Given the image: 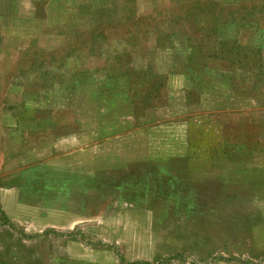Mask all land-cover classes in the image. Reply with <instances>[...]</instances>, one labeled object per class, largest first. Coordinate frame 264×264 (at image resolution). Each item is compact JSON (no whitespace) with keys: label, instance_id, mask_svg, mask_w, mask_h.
Returning a JSON list of instances; mask_svg holds the SVG:
<instances>
[{"label":"rangeland","instance_id":"374dc122","mask_svg":"<svg viewBox=\"0 0 264 264\" xmlns=\"http://www.w3.org/2000/svg\"><path fill=\"white\" fill-rule=\"evenodd\" d=\"M0 264H264V0H0Z\"/></svg>","mask_w":264,"mask_h":264},{"label":"trees","instance_id":"16d2710c","mask_svg":"<svg viewBox=\"0 0 264 264\" xmlns=\"http://www.w3.org/2000/svg\"><path fill=\"white\" fill-rule=\"evenodd\" d=\"M9 224V223H8Z\"/></svg>","mask_w":264,"mask_h":264}]
</instances>
